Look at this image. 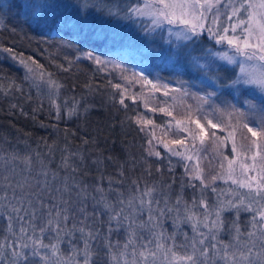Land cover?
Masks as SVG:
<instances>
[{"label": "snow or ice", "instance_id": "6c2138e0", "mask_svg": "<svg viewBox=\"0 0 264 264\" xmlns=\"http://www.w3.org/2000/svg\"><path fill=\"white\" fill-rule=\"evenodd\" d=\"M44 7L55 8L60 5L46 4ZM63 7H72L75 10L74 18H61L65 26H71L73 35L83 34L85 40L104 43L109 40L115 42L119 38L116 32L109 36L103 29L92 27L89 24L90 18L93 21L96 18L127 21L147 18L151 22L148 31L163 29L165 25L172 26L167 29L168 36L175 37L177 41H191L195 45L197 41L194 38L207 33L208 39L216 45H227L228 50L218 51L210 47L203 48L201 42L203 56L209 59L201 64L200 58L192 57L194 69L203 70L206 75L213 73L208 75L207 80H202V83L207 88L214 89L213 91L206 90L204 94L191 93L187 81H180V87L174 91L195 99L197 112H203L207 107L212 111H227L229 117L234 116L236 124L255 138L243 152L244 160L250 159L251 163L240 164L243 179L234 176L232 160L228 163L226 177L213 175L206 179L202 169H194L191 179L200 181L201 194L198 199L194 197L191 204L179 196L174 202H170V198L162 191L159 196L155 195L158 191L155 185H146L140 190L135 181L133 183L137 184L136 193L125 198L123 193L118 192L115 203L104 195H101L99 200L92 197L96 204L102 205L104 213L107 214L106 222L99 221L95 210L91 213L87 211L84 201L87 200L88 194L79 184L72 186L80 189L76 193L78 204L73 205L72 191L66 180L62 188L54 189L58 193L57 196L48 192L49 199L53 202L47 204L39 194L28 193L26 195H34L35 200L27 199L25 207V195L17 197L15 189L11 197L5 192L0 195V201L6 203L0 204V209H7V212L0 211V215L7 220L8 235L0 242V264H264V71L257 74L255 69L246 63L253 60L264 62V0H144L142 6L137 4L123 8L118 4L109 3L108 0H81ZM173 28L179 30L173 31ZM168 42L171 43L170 40ZM66 46L71 47V42ZM193 50L190 49L185 55H191ZM229 51L232 54H229ZM83 58L92 60L97 65L110 63L91 51L86 52ZM216 60L238 66L239 74L225 75L222 78L220 73H228L229 69L216 66ZM20 63L28 73L35 76V69L31 66L35 61L28 64L21 59ZM37 67L41 68L39 75L43 79L45 73L42 66ZM260 67L264 68V63H261ZM121 71L123 73L127 69L122 68ZM47 75L49 78L45 83L55 93L60 85L51 79V74ZM132 75L139 76L141 82L150 84L153 89L159 90L162 87L165 89L164 95L168 94L167 84H160L159 81L153 83L147 76L135 72ZM114 87L120 88V85ZM252 88H258L260 95H255L251 91ZM225 89L229 95H233L236 103L223 99ZM241 96L243 99L239 98ZM217 100L225 105L224 109H221ZM120 103L123 104L124 100L121 99ZM238 104L241 106L238 107ZM191 108L192 105H189V109ZM244 108L249 112H260V122L253 121L250 126ZM57 111L59 112V105ZM73 114L75 109L68 113L69 116ZM192 122L207 136L205 125L200 123L199 119ZM206 122L211 128L219 127L210 119ZM229 135L231 136V133ZM212 136L220 139L214 132ZM192 147L195 148L194 142ZM232 151L237 152L235 142L232 144ZM154 154L159 156V153ZM172 154L181 155L179 152ZM257 157L261 160L259 170ZM192 158L191 155L186 157L189 160ZM25 159L30 164L31 158ZM63 165L72 171L77 170L67 158L64 159ZM185 171L188 172V169L185 168ZM250 171H255L256 175H248ZM41 174L45 177L48 175L46 171ZM55 178L53 174V180ZM217 179H225V182L231 180L232 184L247 191L240 193L229 189L227 191L231 198L224 200L221 197L225 195V191L211 187V191L217 193V200L214 205H209L204 189L210 187L209 180L214 184ZM48 183L47 180L44 181L42 192L48 188ZM111 184L110 179L109 190ZM190 186L197 187L195 184ZM6 187L13 188L11 184ZM96 191L103 193L104 189L97 187ZM197 209L202 211L198 212ZM233 210L235 219L231 221V239L225 242L220 238L225 224L223 213ZM241 211L251 214L244 231L238 223ZM145 213L147 218L140 219ZM169 218L172 219L175 229L171 234H167L164 229V223ZM101 223L107 224V231L103 236ZM182 224L190 225L193 233L191 236L182 230ZM122 229L126 233L123 243L119 240L113 241L112 234L119 233ZM62 245L69 247L65 249ZM178 247L185 249L183 254H177Z\"/></svg>", "mask_w": 264, "mask_h": 264}, {"label": "trees", "instance_id": "16d2710c", "mask_svg": "<svg viewBox=\"0 0 264 264\" xmlns=\"http://www.w3.org/2000/svg\"><path fill=\"white\" fill-rule=\"evenodd\" d=\"M38 1L43 4L42 7L46 4L60 5L48 9L70 17L75 16V10L72 7L64 9L63 6L81 2ZM36 5V0H33V10L15 2L0 6V68L4 71L0 74L3 78L0 81L9 94L6 99L0 95V183L13 186H2L0 195L7 192L11 197L15 189L17 197L22 194L26 196L25 207L27 199L35 200V196L26 195L28 193L39 194L46 204L52 203L48 192L57 196L54 189L62 188L66 180L72 191L73 205L78 204L76 193L80 189L72 186L79 184L88 194L84 201L87 211L91 213L95 210L100 222L107 221V214L92 197L99 200L104 195L115 203L118 192L128 198L136 193L137 184L140 190L146 185H155L158 189L155 195L159 196L162 191L170 198V202H174L178 196L189 204L194 197L198 199L201 194L200 183L191 179L189 171L186 172L181 166L176 167L163 147L179 144L174 141L188 143V136L168 129L164 118L185 119L191 125L195 124L192 121L199 116V120H205L204 112L195 110L192 97L186 95L175 99L178 92L174 89L180 84H173V81H187L191 93L204 94L206 90L214 89L194 80L195 77L188 71L156 65L155 72L159 78L156 82L168 85V94L164 95L165 89L162 87L153 89L150 84L141 82L139 76L132 75L133 72L138 73L132 59L112 53L97 43H90V39L79 40L78 35L72 34L71 26L68 25V29L61 34L41 31L39 18L32 15ZM45 9L44 13L50 14ZM33 20H38V24ZM116 22V19L110 18L89 19V24L97 30L111 29ZM69 42L71 47L66 46ZM89 51L110 63L97 65L92 60L84 59V54ZM21 59L28 64L35 61L32 65L38 74L41 68L37 66H42L45 73L43 79L40 78L38 82L33 75L27 74V69L20 63ZM122 68L127 71L122 73ZM47 74H51V79L60 85L55 93L45 83L49 78ZM117 84L120 88L114 87ZM239 98L243 99V96ZM121 99L124 100L123 104L120 103ZM223 99L237 102L226 89ZM217 103L221 109L225 108L220 100ZM189 105H192L191 109ZM73 109L75 114L69 116V111ZM243 110L247 112L246 119L250 126L253 121L260 122V112H249L246 108ZM207 114L216 124L221 123L218 129L211 128L206 122L207 136L204 135L205 142L200 155V165L206 179L213 175L219 176L223 167L226 154L224 133L233 131L237 144L244 147H248L251 140L255 139L246 129L238 126L236 118L229 117L227 111L207 110ZM137 120L140 122L137 123ZM213 132L220 139L214 138ZM154 153H159V156ZM27 157L31 158L30 164L26 162ZM65 158L76 171L64 167ZM44 171L48 173L47 177L41 174ZM18 173L27 174L23 180L20 178V182L23 181L20 188L15 183L19 178L11 177ZM53 174L56 176L54 180ZM45 180L49 182L48 188L42 192ZM209 183L210 187L204 189L206 198L207 195L216 194L210 193L211 187L220 186L222 189L224 186L221 179H217L214 184L209 180ZM191 184L197 187L193 188ZM97 187L103 188L104 192H97ZM65 196L67 198V194ZM207 200L209 203L212 201L209 198ZM4 203L0 201V204ZM200 210L197 209L198 212ZM146 218L145 213L140 219ZM1 223L6 222L3 219L0 220V226ZM166 223H169L168 220ZM100 227L103 236L107 224L101 223ZM125 237L126 233L122 229L119 233H113L111 238L122 243ZM62 247L67 249L69 246ZM176 251L180 252V249Z\"/></svg>", "mask_w": 264, "mask_h": 264}, {"label": "rangeland", "instance_id": "374dc122", "mask_svg": "<svg viewBox=\"0 0 264 264\" xmlns=\"http://www.w3.org/2000/svg\"><path fill=\"white\" fill-rule=\"evenodd\" d=\"M33 0H0V6L5 7L8 2H15V3H21L22 6L28 7L29 10H33V6H31ZM111 1L110 3L112 4H118L120 5L121 8L126 7V6H135L137 4L143 5L144 0H109ZM37 7L34 8V12L32 15L33 17H37L39 20V29L41 31H45L46 33H51V34H61L62 32H65L68 29V26H65L64 21L61 19L62 17L68 16L63 13L61 15L59 12L53 13L52 9H48L50 14L47 12L48 15H46L45 8L42 7V3H40L38 0H36ZM40 3V4H39ZM69 5V4H65ZM27 8V9H28ZM63 9V8H62ZM64 9H66L64 7ZM73 18L75 17L74 15L72 16ZM223 21V17L221 18ZM38 20H33L35 24H38ZM208 23H211V20L209 19ZM151 22L149 19L144 18L140 20H133V21H127V20H117L115 26L111 29L104 30L106 31L109 36H111L112 32H116L119 34V38L115 41L112 42L111 40L106 41L104 43H101L99 41H92L90 39V43L94 42L97 43L100 47H103L112 53H117L122 56L129 57L135 62V65L137 67L138 73L147 76L149 80H151L153 83H157L156 81L159 80L158 76L156 75L155 72V66L160 65L161 67H164L166 69H180L181 71H188L189 73L193 74L195 77L194 80H197V82H202V80H207L208 75H211L213 73H209L208 75L205 74L203 70H196L194 69L192 57H198L200 58V63L203 64L206 62L208 57L203 56L202 52V46L201 42H203V48H213L218 51H224L228 50L227 45H216L214 41L208 39L207 33H205L203 36L199 38H194L197 43L193 45L191 41H177L175 37H169L167 29L172 27L169 25H165L163 29H156L155 31H148V28L150 26ZM36 26V25H35ZM70 26V25H69ZM92 27L95 28V26L91 25ZM100 30V29H98ZM179 29L173 28V31H178ZM70 31V30H68ZM72 31V29H71ZM239 31V29H237ZM91 35V33H89ZM79 40H83V34L77 36ZM171 41L169 43L168 41ZM190 49H194L191 51V55H185L187 51ZM229 54H232L231 51H229ZM2 56L0 57V59ZM3 60V59H2ZM216 66L218 67H224L229 69L228 73L221 72L220 75L223 78L225 75H238L239 74V67L238 66H233V65H227L224 61L216 60L215 61ZM249 66L255 69L257 74L260 72L264 71V68H261L260 61H247L246 62ZM19 66V65H18ZM33 67V65H31ZM34 68V67H33ZM35 69V68H34ZM27 74L28 71L25 70ZM215 71V69H214ZM4 72L0 68V74ZM33 75L32 73H30ZM38 82L41 80L40 75L35 69V76H33ZM0 79L2 80L3 78L0 76ZM180 81H173V84H178ZM180 84V83H179ZM149 85V84H148ZM251 91L259 96L260 92L258 88H252ZM172 94V93H171ZM0 95L6 99L8 98L9 94L7 92V89L5 88L4 85L1 84L0 81ZM185 97L186 95H181L180 93H177L175 95V99H178L179 97ZM190 96V95H188ZM191 97V96H190ZM3 99V100H4ZM195 101V106L197 104V101ZM207 110H209L207 107L203 111L205 114V120H200V123L204 124L206 127V121L208 119L212 120L214 124L215 122L211 116L207 114ZM200 113V112H199ZM200 119V116L197 118ZM166 122V126L168 129L174 130L175 132H182L183 134H186L188 136V143L182 142L179 144H175L173 146H163L167 152V155L170 160L174 163V165L181 166L183 170L185 168L188 169L190 172V175H194V169L199 167V169H202V166L200 165V155L202 153L203 147H204V142H205V136L204 133H201L199 128L197 127L196 124L191 125L187 120L185 119H170L168 117L164 118ZM221 123V122H219ZM218 123V124H219ZM220 126L218 127V129ZM207 132V131H206ZM231 133V136L229 135ZM224 142H225V159L223 160V167L221 168V172L219 176H227V169H228V163L230 160L234 161L232 167L235 169L234 176L238 179H243L241 175V168L240 164L241 163H247L250 164L251 160H244L243 158V152L247 147L240 146L237 144L234 132H226L223 134ZM201 139H203V144H201ZM193 142L195 143V148L192 147ZM235 142L237 146V152L234 153L232 151V144ZM173 152H179L181 155H173ZM237 153H240L238 156ZM191 155L193 158L191 160L186 159L187 156ZM251 154L249 153V156ZM257 170H259L260 165H261V160L259 157H257ZM27 174L26 173H21L18 175H12L11 177H17L19 178L18 182H15L17 184V187H21L20 178L23 180ZM204 175V171H203ZM250 176H255L256 172L255 171H250L248 173ZM4 178V177H2ZM220 180V179H219ZM1 181V180H0ZM199 183L200 181L197 180ZM222 184L224 185L222 189H220V186H217V190H224L225 195L221 197V199L227 200L231 198V194L227 191L229 189L236 190L240 193H245L247 189L244 188H239L238 185L232 184L231 180H228L225 182V179H221ZM7 184H1L0 183V191L3 190L2 186H6ZM200 189V187H199ZM5 191V190H4ZM210 193H215L210 191ZM211 194V195H212ZM207 198L212 199L211 203L207 200L209 205H214L217 200V193L213 194L212 196L207 195ZM14 203V202H13ZM0 211L7 212L5 209H0ZM202 211V210H200ZM147 214V213H146ZM3 215H0V218ZM251 214L248 212L241 211L239 213V225L241 227V230H245V225L247 224L248 220L250 219ZM223 217L225 220L224 224V232L220 234V238L224 240L225 242L229 241L231 239L229 232L231 230V221L235 219V211H225L223 213ZM6 223H1L0 226V242L4 240V237L8 235L6 232V225H7V220L3 217L0 220H3ZM169 223H164V229L167 234H171L175 231L172 225V219L169 218L167 219ZM18 228L19 225H16ZM181 228L184 232H187L189 236H191L192 230L189 224H182ZM146 235V233H145ZM178 239L182 240L183 237H178ZM123 243V242H122ZM177 249H180V252H177L178 255H181L184 253L185 249L178 247Z\"/></svg>", "mask_w": 264, "mask_h": 264}]
</instances>
